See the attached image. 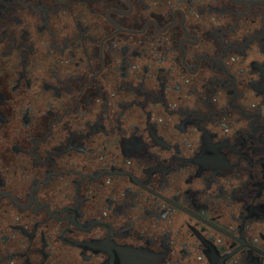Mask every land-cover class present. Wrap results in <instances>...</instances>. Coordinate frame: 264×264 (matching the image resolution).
Wrapping results in <instances>:
<instances>
[{
    "label": "flooded vegetation",
    "instance_id": "af4514ba",
    "mask_svg": "<svg viewBox=\"0 0 264 264\" xmlns=\"http://www.w3.org/2000/svg\"><path fill=\"white\" fill-rule=\"evenodd\" d=\"M0 264H264V0H0Z\"/></svg>",
    "mask_w": 264,
    "mask_h": 264
}]
</instances>
